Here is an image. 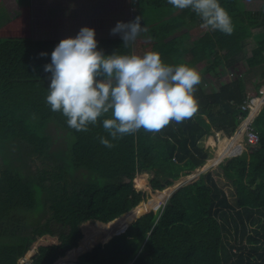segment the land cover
I'll list each match as a JSON object with an SVG mask.
<instances>
[{
  "label": "trees",
  "instance_id": "trees-1",
  "mask_svg": "<svg viewBox=\"0 0 264 264\" xmlns=\"http://www.w3.org/2000/svg\"><path fill=\"white\" fill-rule=\"evenodd\" d=\"M139 1L147 31L132 46L137 54L157 51L165 63L205 67L215 76L219 66L235 67L243 40L256 36L258 16L264 30V9L249 11L242 0H220L232 17L231 35L202 28L191 9H175L167 0ZM12 27L13 34L0 37V264H20L34 245L30 264H59L76 248L73 258L84 252L67 264H264V106L254 120L259 143L219 164L235 186V202L208 170L174 190L162 209L137 211L147 197L139 177H147L148 187L153 173L156 195L205 163L209 152L199 143L205 135L235 132L247 113L241 108L245 77L220 81L216 90L201 82L191 119L173 121L157 134L141 129L112 140L102 120L76 131L47 104L50 73L44 66L61 40L32 39L23 16ZM96 39L105 55L132 50L121 37ZM255 40L242 58L250 69L263 66L254 84L259 92L264 37ZM61 128L67 143L55 147L52 134ZM101 136L115 147L102 145Z\"/></svg>",
  "mask_w": 264,
  "mask_h": 264
},
{
  "label": "clouds",
  "instance_id": "clouds-1",
  "mask_svg": "<svg viewBox=\"0 0 264 264\" xmlns=\"http://www.w3.org/2000/svg\"><path fill=\"white\" fill-rule=\"evenodd\" d=\"M167 2L178 10L191 9L200 17L202 28L226 35L234 31L232 17L220 0ZM141 20L142 17L137 16L127 23L119 21L110 34H119L124 42L123 47L132 48L140 33L147 31L146 27L141 26ZM98 43L95 28L84 26L74 37L62 39L51 53V63L44 66V71L50 73L46 102L53 112H61L67 118L70 128L87 132L90 126H97L102 120L103 129L112 140H119L141 129L157 134L171 122L182 123L197 113L198 98L195 93L202 76L196 67L187 63H165L157 51H146L141 55L132 48L126 54L116 51L105 55L98 48ZM40 56H47V53L42 52ZM222 132L214 130L211 134L217 140ZM99 140L107 148L115 147L104 136L99 137ZM204 147L208 150L215 146L207 144ZM210 155L203 165L194 169L200 170L198 175L213 167H204L216 153L212 157ZM233 156L229 155L228 158ZM224 160H219L215 165L219 166ZM203 168H207L205 172H202ZM194 170L178 179H189L194 176ZM166 202L147 212L162 209Z\"/></svg>",
  "mask_w": 264,
  "mask_h": 264
},
{
  "label": "rangeland",
  "instance_id": "rangeland-1",
  "mask_svg": "<svg viewBox=\"0 0 264 264\" xmlns=\"http://www.w3.org/2000/svg\"><path fill=\"white\" fill-rule=\"evenodd\" d=\"M244 3V6L249 11L253 12H260L264 9V0H242ZM141 3L139 0H0V37H4L5 35H9L11 33V29L13 28L14 24H19L21 21V17L27 19L28 21H33L34 27L38 28L39 30H42V28L47 30H51L47 33L48 37L47 39H53L55 37H74L79 30L84 27H92L96 30V37H121L119 34L117 35H111V29L115 27L117 22L123 21V22H130L134 20L137 16H141V26L146 27L145 21H144V15L141 10ZM55 14V15H53ZM261 17V16H260ZM51 18L52 20L58 19L60 22V25L56 27H49L47 26V19ZM257 24L254 26V34H256L257 38L264 37V30L260 26V18L258 16ZM51 32V33H50ZM143 33V32H141ZM146 33V32H144ZM46 34V33H45ZM256 36H250L243 40V51L240 54L239 61L236 63L235 67L227 68L225 66H219L217 68V72L220 75H217L219 77H211V80L214 81L212 86L215 88H218L221 84L220 81H227L229 79L235 78L237 75L243 76L246 79V84L248 86V89L256 90L255 89V78L257 79V75L260 73V71L263 69V66H258L255 68H248L242 57H246L251 54L252 48L256 44ZM31 37V33H30ZM35 37L34 34L32 36ZM210 74L214 75L213 72ZM215 76V75H214ZM211 90H216L212 89ZM55 122V121H53ZM215 134V133H214ZM239 134V132H234L232 136H229V138L234 137L235 135ZM53 138L56 139V142L54 144L55 147H60L66 145V136H65V130L61 128L58 132H53L52 134ZM214 137V136H213ZM228 137L223 132L220 133V138ZM215 139L217 142L220 140ZM242 138V142L244 144L243 152L247 149L248 142L246 139ZM209 143V139H207ZM211 145V144H210ZM218 145H215V147H209L208 152L211 154L210 157L214 155V152L216 153L218 149ZM214 148V149H213ZM216 148V150H215ZM11 147H7V151H10ZM236 155V154H231ZM35 157V156H32ZM229 155H226L222 160L227 159ZM30 161L31 168L35 169L34 164ZM209 161V160H208ZM207 161V162H208ZM40 163V161H38ZM18 163V162H17ZM23 164V163H22ZM207 164L204 165V167ZM213 166L210 171L213 173V176L217 181L218 184L224 188L226 193L228 194L229 199L232 202L236 201V190L235 186L233 185L232 180L227 179L223 176L221 168L218 165H213L208 163V167ZM28 164L27 166H23L24 171H28ZM207 168H203L202 172H205ZM200 170H194L192 175L189 179L188 177H184L185 180L179 181V183L174 182L171 192L180 185V183H183L184 181H189L193 179L194 177L198 176V172ZM148 187L146 188H139L143 189L147 193V199L152 195L153 192H155L154 189L151 188L150 185V179L153 176L152 172H148ZM143 174V173H140ZM139 175V174H138ZM183 178V177H182ZM136 184V182H135ZM171 185V186H173ZM136 186V185H135ZM168 200V198L165 199ZM81 230L82 225L80 226ZM250 233L255 232L254 226H251ZM84 232V231H83ZM86 237V233L84 232ZM108 239L107 241H109ZM232 242L235 241L234 238L231 239ZM105 241V242H107ZM101 242V243H105ZM98 244V243H96ZM95 244V245H96ZM79 245V243H78ZM93 245V246H95ZM251 244H249L248 247H250ZM264 245V244H263ZM77 249V248H76ZM76 249L71 250L69 253L64 255L61 258H65L63 262L60 264H67V263H74L76 262V258L79 254L82 252H79L74 258L72 257L73 251ZM32 251V252H31ZM30 252H28L26 255H24L23 259H20V264H22V260L24 259H32L38 251V247L34 245L32 247ZM32 253V254H31ZM60 258V259H61ZM57 264V263H54Z\"/></svg>",
  "mask_w": 264,
  "mask_h": 264
},
{
  "label": "bare ground",
  "instance_id": "bare-ground-1",
  "mask_svg": "<svg viewBox=\"0 0 264 264\" xmlns=\"http://www.w3.org/2000/svg\"><path fill=\"white\" fill-rule=\"evenodd\" d=\"M209 144H211L212 146L218 145L219 147L216 151L217 154L215 158L209 160L206 163L207 165L205 167H208V163L215 165L219 160H221L226 155L241 153L243 150V142L240 134L239 135L237 134L232 138L229 137L220 138L218 142L211 136L209 139ZM146 181H147V177H139L137 186L147 188ZM179 181L181 180L178 179L176 182L179 183ZM175 185L167 186L164 189L159 190L158 194L150 196L148 199L145 200L144 203H142L140 206L137 207V211L157 208V206L163 203V201H165V199L170 195L172 190L171 188L174 187Z\"/></svg>",
  "mask_w": 264,
  "mask_h": 264
},
{
  "label": "built area",
  "instance_id": "built-area-1",
  "mask_svg": "<svg viewBox=\"0 0 264 264\" xmlns=\"http://www.w3.org/2000/svg\"><path fill=\"white\" fill-rule=\"evenodd\" d=\"M263 106H264V86L259 92L256 90L249 89L247 92L246 99L241 104V108L243 110H246L247 113L241 119V122L238 125L236 131L239 132L240 135H242L243 139H246L251 144H257L260 139L259 133L254 126V120L262 110ZM23 258L24 256L21 257L20 259ZM31 262L32 259L22 260V264H30Z\"/></svg>",
  "mask_w": 264,
  "mask_h": 264
},
{
  "label": "crops",
  "instance_id": "crops-1",
  "mask_svg": "<svg viewBox=\"0 0 264 264\" xmlns=\"http://www.w3.org/2000/svg\"><path fill=\"white\" fill-rule=\"evenodd\" d=\"M53 15H55V14H53ZM27 22L30 24V33H31V38L32 39H35V40H62V39H65V38H68V37H55V38H53V39H47L48 37H46L47 36V33L49 32V31H51V30H47L46 31V29H44V28H42V30H39L37 27L35 28L34 27V24H33V21H28L27 20ZM55 25V26H54ZM58 25H60V22H59V20L56 18V19H54V20H52L51 18H48L47 19V26H48V28L49 27H56V26H58ZM11 31V33L10 34H13V31H12V29L10 30ZM52 32V31H51ZM50 32V33H51ZM46 33V34H45ZM33 34H34V38L32 37L33 36ZM96 38H102V37H96ZM200 73H201V76H202V84L207 88V89H210L211 90V88L212 89H218V88H215L214 86H212V84L214 83V81H212L211 80V77H213V78H215L216 76H214V75H212V74H210L211 72L208 70V68H203L202 70H200ZM211 76V77H210ZM248 87V86H247ZM209 136H213V134H209V135H206V136H204L202 139H201V141H200V144L201 145H207V144H209L208 143V141H207V139H210V137ZM214 138V137H213ZM241 138H242V135H241ZM243 149H244V144H243ZM215 150H216V148H215ZM243 151V150H242ZM214 154H215V152H214ZM217 154V153H216ZM216 156V155H215ZM213 158H215V157H213ZM213 158H211V159H213ZM211 159H209V160H211ZM202 170V169H201ZM32 252V251H31ZM32 254V253H31ZM60 264V263H59Z\"/></svg>",
  "mask_w": 264,
  "mask_h": 264
},
{
  "label": "water",
  "instance_id": "water-1",
  "mask_svg": "<svg viewBox=\"0 0 264 264\" xmlns=\"http://www.w3.org/2000/svg\"><path fill=\"white\" fill-rule=\"evenodd\" d=\"M99 222H100V221H99ZM125 229H126V228H125ZM114 235H115V234H114ZM114 235H113V236H114ZM113 236H112V237H113ZM112 237H111V238H112ZM89 249H91V247H90ZM89 249H87V250H89ZM76 259H77V258H76Z\"/></svg>",
  "mask_w": 264,
  "mask_h": 264
}]
</instances>
